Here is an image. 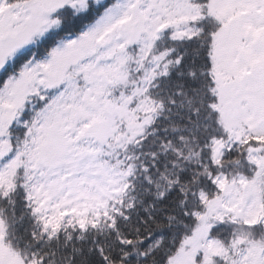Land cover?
I'll use <instances>...</instances> for the list:
<instances>
[{
	"label": "snow or ice",
	"instance_id": "6c2138e0",
	"mask_svg": "<svg viewBox=\"0 0 264 264\" xmlns=\"http://www.w3.org/2000/svg\"><path fill=\"white\" fill-rule=\"evenodd\" d=\"M0 264H264V0H0Z\"/></svg>",
	"mask_w": 264,
	"mask_h": 264
}]
</instances>
